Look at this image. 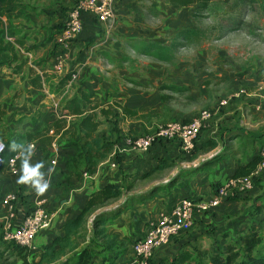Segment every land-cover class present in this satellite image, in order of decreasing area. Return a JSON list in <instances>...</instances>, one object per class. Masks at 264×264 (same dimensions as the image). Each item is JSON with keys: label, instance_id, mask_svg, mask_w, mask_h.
<instances>
[{"label": "crops", "instance_id": "crops-1", "mask_svg": "<svg viewBox=\"0 0 264 264\" xmlns=\"http://www.w3.org/2000/svg\"><path fill=\"white\" fill-rule=\"evenodd\" d=\"M76 1L23 0L9 13L11 20L5 17L0 25L2 34L7 25L12 35L9 40L18 51L17 65L21 66L20 69L14 65V68L0 70V140L7 144L0 169V235L8 224L17 229L38 200H43L51 216L50 226L36 235L35 250L28 248L19 253L2 239L0 249L6 246L14 250L10 264L37 260L45 247L62 235L64 224L81 214L97 190L117 184L123 186L124 194L96 210L91 215L92 221L98 213L111 212L125 204L129 196L135 195L136 182L148 179L138 178L156 168L161 160H168L174 164L165 170L169 171L166 177L152 183L153 188L164 186L163 189L151 199L109 216L105 232L113 241L112 249L92 258V264H108L110 260L113 264H137L133 243L146 235L151 222L162 211L186 197L209 198L215 186L233 177L241 166L264 152V100L260 96H232L243 87L249 91L258 86L264 88V67L258 73L248 69L236 76L224 65H216L207 75H200L199 81L195 80L198 67L193 59L184 73L186 81L172 77L170 83H165L178 89H161L166 75L160 68L171 62L158 61L136 51L131 43L169 45L175 39L164 43L158 35L155 38V30L142 18V7L133 0H121L109 23H99L85 15L78 38L65 47L59 39ZM150 5H157V1L153 0ZM175 11L177 8L171 7L164 11L169 16L163 20L172 26L178 25L177 15L171 23ZM140 56L152 59L146 68L148 83L137 80L138 75L131 73L129 68L130 62L140 61ZM175 60L176 57L172 62ZM214 76L219 81L232 77L230 88L223 90H232V94L216 98V92L210 88L214 86L211 82ZM79 88L89 92L93 105H98L95 121L100 124L90 137L80 130L72 134L70 122L78 119L64 109L66 101L78 95ZM185 92L190 93L187 99L198 93L205 96L208 108L217 115L203 127L205 133L199 136L194 150L187 153L177 141L162 140L147 152H117V146L126 145L128 136L149 135L167 122H188L194 118L197 115L194 111L179 113L173 101L176 95ZM164 96L167 99L164 100ZM232 97L236 100L234 103L220 105L222 100ZM123 109L132 111L124 112ZM59 120L62 121L56 127ZM92 138L111 139L114 147L93 173L79 167L81 174L77 176L67 167L76 154L73 142H89ZM16 154L19 155L18 172L14 174L9 159ZM114 162L116 166H112ZM156 173L160 171L153 175ZM259 173L248 193L229 197L214 209L196 211L191 223L156 251L154 264H172L182 253L189 254L193 264H209L210 256L225 252L231 245L242 244V238L252 233L264 236V169ZM174 179L176 184L172 182ZM132 183L131 191L125 189ZM169 183L171 186L167 189ZM9 194L16 195L17 199L5 205L3 199ZM90 233L88 229L86 241L80 246L87 244ZM261 253L264 254V248ZM68 264H79V259H72Z\"/></svg>", "mask_w": 264, "mask_h": 264}, {"label": "trees", "instance_id": "trees-1", "mask_svg": "<svg viewBox=\"0 0 264 264\" xmlns=\"http://www.w3.org/2000/svg\"><path fill=\"white\" fill-rule=\"evenodd\" d=\"M23 0H0V25L3 22V18H7L8 21L11 20L9 13L14 11ZM212 0H169L170 5L174 8H186L192 5H199L200 8H207ZM241 1V0H240ZM248 3L254 2L255 0H243ZM264 6V0H260ZM264 11V7H263ZM194 30L187 29L181 32L178 37H183L188 40L192 37ZM179 43L175 39L169 45L137 41L131 43V46L136 50L145 55H149L158 61L172 62L175 57L177 50L179 48ZM143 49V50H142ZM18 61V51L13 41L6 40L0 31V70L6 67H16L20 69L21 66L17 65ZM258 68L257 71H262ZM131 83H135L130 81ZM34 85L39 88V85L34 82ZM166 87L176 86H162L161 89H166ZM182 90L181 88H179ZM164 100L167 99L166 96L163 97ZM98 105H93L92 95L81 88L78 89V95L72 97L66 101L64 109L69 111L70 114L78 119V121L71 120L70 129L72 134L76 130L85 132L87 137H90L93 131L96 130L99 122H96ZM123 111H132L123 109ZM134 111V110H133ZM62 120L56 122V127L61 123ZM162 141V140H161ZM197 141V140H196ZM160 142V141H159ZM158 143V142H157ZM196 143V142H195ZM7 145V144H6ZM216 145L215 143L212 144ZM73 146L76 150V154L72 156L68 162V169L78 173L79 167H85L88 173H93L98 163L106 158L107 154L113 149L114 141L111 139L105 141L99 138H92L89 142L87 140L73 142ZM264 162V157L262 155L255 157L245 166H241L233 177L249 176L253 170H255L261 163ZM174 162L168 160H161L159 165L147 173L145 176H141L145 179L150 178L156 171H165L166 169L172 167ZM136 177V176H135ZM258 176L253 177V182ZM136 179V178H134ZM176 184V179L172 181ZM171 183L166 186L168 189ZM164 187V186H163ZM162 186H154L149 194H140L129 196L125 204H122L117 209L107 212L102 211L94 216L92 221V236L87 240L88 243L85 246H80L83 241H86L87 237V226L89 217L101 206L111 200H116L124 194V188L121 185L109 184L104 188L94 192L85 208L82 210L81 214L72 220L67 221L63 226L62 235L55 238L53 243L45 247L44 251L39 255L37 260L32 263L26 261V264H68L72 259L78 258L79 264H92V258L94 256H100L104 251L112 249V240L108 239L105 232V226L108 222L109 216H116L120 211L124 210L128 206H132L137 203H141L146 199H151L157 193V191L163 189ZM134 188V183L125 187V189L131 191ZM2 241V235H0V242ZM19 247V245H15ZM14 248V247H13ZM27 249L22 247V249ZM100 248V249H99ZM264 248V236H260L257 233H252L244 238H242V244L231 245L225 252H221L215 256L209 257V264H264V254L261 250ZM15 250V249H14ZM13 249H8L9 255L13 254ZM65 258V260H62ZM1 259V255H0ZM193 264L190 260V255L182 253L175 257L172 264ZM1 264V261H0ZM108 264H113L110 260ZM202 264V263H199Z\"/></svg>", "mask_w": 264, "mask_h": 264}, {"label": "rangeland", "instance_id": "rangeland-1", "mask_svg": "<svg viewBox=\"0 0 264 264\" xmlns=\"http://www.w3.org/2000/svg\"><path fill=\"white\" fill-rule=\"evenodd\" d=\"M133 1L142 7V18L144 17L145 23L149 27H152V30H155V38L158 35L159 40L164 43H169L172 39H176L177 42L182 43L179 44L175 62L162 64V68H160L166 75L162 79L164 84L166 82L170 83V78L172 79V77L173 80L179 79V81H186L184 73L189 69V63L194 62L191 61L193 59H195L196 67H198L195 69V80L199 81L201 79L200 75H207L209 71L216 68V65H220L221 67L224 65L226 69L228 68L227 70L232 71L236 76L237 74H244L248 69H250L249 71H257L258 68L264 67V6L260 0H255L253 3H248L243 0H212L205 9L200 8L199 5L177 8V11L172 13L173 19H171V23L176 20L174 19L176 15L178 19V25L175 23L173 24L174 26L170 25L168 21L163 20L169 16L164 11L169 10V7L174 9L170 5L169 0H156L157 5H150L153 0ZM120 2L121 0H118L117 6ZM157 6L159 8H156ZM4 27L6 32L2 36L6 40H9V35L11 34L7 30V25ZM187 29L194 30L190 39L186 40L183 37H178L181 35V32ZM139 60L137 63L130 62L129 68L131 73L138 75L137 80L148 83L147 80H149V77L146 76V68L147 66L149 67L150 60L152 59L149 56H140ZM214 65L215 67H213ZM150 71L153 72V68ZM228 78L227 81H219L215 76L211 79L214 86H210V88L216 92L214 94L216 98L223 96V94L224 96L232 94V90L227 92L223 91L224 89L227 90L230 88L233 78ZM241 89H244V87ZM187 95H190V93L185 92L184 95L178 94L175 97L176 100H173L176 101L175 106L179 113L184 114L187 111H194V115H196L209 107L207 104L208 101L202 94L198 93L190 99H187ZM248 95L241 97H247ZM226 99L228 104L236 101L232 100L234 99L233 97ZM225 113L224 111L223 114ZM228 113H230L229 110ZM216 116L213 115L211 119ZM204 130L206 129H202L201 134L205 133ZM195 147L196 143L193 150ZM168 172L156 173L147 180L136 182L137 185L133 190V194H147L150 188H153V181L158 178L164 179ZM87 229L92 231L91 217H89ZM89 236L91 237L92 234L90 233ZM11 245L14 246V244ZM6 248L5 246L0 249V261L1 263L10 264L12 259ZM18 248V246H14L15 251L17 250L19 253L27 250L22 249V247L18 250Z\"/></svg>", "mask_w": 264, "mask_h": 264}, {"label": "built area", "instance_id": "built-area-1", "mask_svg": "<svg viewBox=\"0 0 264 264\" xmlns=\"http://www.w3.org/2000/svg\"><path fill=\"white\" fill-rule=\"evenodd\" d=\"M118 0H77L67 15L66 27L59 41L68 47L71 40L78 38L83 29L84 16L89 15L99 23H109L115 16ZM68 44V45H67ZM61 63L57 66L60 69ZM75 77V75H73ZM241 89L234 97L243 95L260 96L264 100V88L258 86L254 90ZM227 99L220 102L226 106ZM214 110L206 109L199 112L188 122L172 121L158 127L154 132L145 136H128L124 147L117 146V152L128 151L147 152L154 144L161 140L177 141L185 152L193 150L203 127L214 115ZM7 150L5 141L0 140V169L3 166V156ZM264 157V152L261 154ZM19 155L9 159L12 172L16 174V162ZM112 166H116L115 162ZM264 169L261 163L249 176L231 177L213 188V194L207 199L186 197L181 199L173 207L162 211L156 220H153L144 237L138 238L133 243V249L137 256V264H154L153 259L156 251L167 244L172 237L177 235L185 226L191 223L193 214L197 211H208L219 206L229 197L246 194L253 187V177ZM88 175L87 173L85 174ZM17 196L9 194L3 199V204L11 205ZM51 216L43 200H38L36 207L26 215L21 225L14 229L11 224L2 235V239L10 244L35 250L34 241L39 231L49 227Z\"/></svg>", "mask_w": 264, "mask_h": 264}]
</instances>
